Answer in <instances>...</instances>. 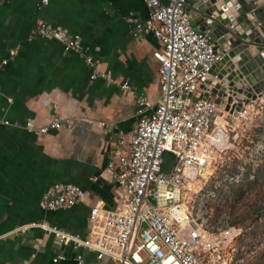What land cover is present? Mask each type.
<instances>
[{
	"label": "crops",
	"instance_id": "obj_1",
	"mask_svg": "<svg viewBox=\"0 0 264 264\" xmlns=\"http://www.w3.org/2000/svg\"><path fill=\"white\" fill-rule=\"evenodd\" d=\"M38 3L0 0V264H79V255L83 264H113L88 250L62 246L39 228L16 230L47 221L86 236L91 208L119 206L117 184L106 169L120 136L138 122L137 105L117 85L90 80L84 55L157 101L160 63L154 53L160 44L151 32L134 36L128 21L132 14L146 22L144 0H50L42 8ZM40 19L80 35L82 53L65 52L60 42L39 37ZM59 117L63 127L46 135L24 128L28 120L44 126ZM54 184L77 185L86 200L42 210L41 198ZM59 254L66 260L55 263Z\"/></svg>",
	"mask_w": 264,
	"mask_h": 264
},
{
	"label": "built area",
	"instance_id": "obj_2",
	"mask_svg": "<svg viewBox=\"0 0 264 264\" xmlns=\"http://www.w3.org/2000/svg\"><path fill=\"white\" fill-rule=\"evenodd\" d=\"M144 1L148 8L146 22H137L132 14L128 21L134 25L137 38L146 31L159 41L160 48L154 53L160 63L157 101L138 92L128 80L119 81L102 70L100 60L84 55L90 80L117 85L137 105L138 122L131 132L120 136L109 153L106 169L117 184L119 206L114 210L99 205L91 208L86 236L47 221L26 224L16 232L39 228L52 234L62 246L88 250L98 260L108 259L113 264H213L204 261L211 251L215 253L214 264H238L208 243L207 220L188 200L189 186L204 176L218 155L223 164L222 154L232 147L228 129L217 122L220 107L213 97H200L202 84L224 55L215 49L208 31H201L193 23V13L202 14L196 1ZM49 3L39 0L38 5L42 8ZM35 33L60 42L65 52L82 53L81 36L51 22L38 20ZM261 99L244 105L238 116L256 119L255 105ZM62 127L60 117L44 126H36L33 120L24 125L26 131L37 136ZM165 152L175 156L169 173L162 170ZM244 174L242 168L237 177ZM85 200L86 193L79 186L54 184L43 194L40 208L57 211ZM233 240L227 232L222 243L230 247ZM64 260L66 256L59 254L53 261ZM77 261L84 263L81 255Z\"/></svg>",
	"mask_w": 264,
	"mask_h": 264
},
{
	"label": "rangeland",
	"instance_id": "obj_3",
	"mask_svg": "<svg viewBox=\"0 0 264 264\" xmlns=\"http://www.w3.org/2000/svg\"><path fill=\"white\" fill-rule=\"evenodd\" d=\"M255 109L258 117L246 120L220 108L217 122L228 129L232 147L222 154L223 164L218 155L208 173L188 188L190 204L207 220L208 243L238 264H264V100ZM248 166L251 180L261 169L251 188L241 186L245 175L237 177ZM227 232L234 238L230 247L222 243ZM214 255L211 251L204 261L214 264Z\"/></svg>",
	"mask_w": 264,
	"mask_h": 264
},
{
	"label": "water",
	"instance_id": "obj_4",
	"mask_svg": "<svg viewBox=\"0 0 264 264\" xmlns=\"http://www.w3.org/2000/svg\"><path fill=\"white\" fill-rule=\"evenodd\" d=\"M194 1L202 14L193 13V23L208 31L224 55L210 70L200 97H213L218 107L238 116L244 105L264 97V0ZM174 161L165 152L162 170L169 173Z\"/></svg>",
	"mask_w": 264,
	"mask_h": 264
},
{
	"label": "trees",
	"instance_id": "obj_5",
	"mask_svg": "<svg viewBox=\"0 0 264 264\" xmlns=\"http://www.w3.org/2000/svg\"><path fill=\"white\" fill-rule=\"evenodd\" d=\"M251 166H248V172L247 173H245L244 175H245V183L244 184H242L241 186H243V185H246L247 187H252V185H255V184H258V182H259V173H261V169H258V172L259 173H256V179L255 180H251L250 179V176H251ZM233 188H234V186H233ZM231 223H233V222H231Z\"/></svg>",
	"mask_w": 264,
	"mask_h": 264
},
{
	"label": "bare ground",
	"instance_id": "obj_6",
	"mask_svg": "<svg viewBox=\"0 0 264 264\" xmlns=\"http://www.w3.org/2000/svg\"><path fill=\"white\" fill-rule=\"evenodd\" d=\"M208 173V169H207V172H204V176Z\"/></svg>",
	"mask_w": 264,
	"mask_h": 264
}]
</instances>
